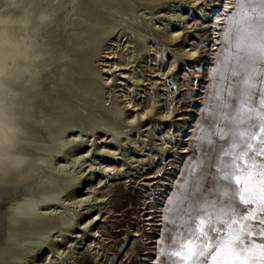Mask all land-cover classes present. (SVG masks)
I'll return each mask as SVG.
<instances>
[{
	"label": "bare ground",
	"instance_id": "6f19581e",
	"mask_svg": "<svg viewBox=\"0 0 264 264\" xmlns=\"http://www.w3.org/2000/svg\"><path fill=\"white\" fill-rule=\"evenodd\" d=\"M79 1L35 0L37 11L46 8L55 15V19L40 27L36 35L38 51L45 57L40 65L41 72L54 54L49 49V45L40 42V39H44L48 29L56 28L59 21L65 22L70 15L77 12L80 8ZM99 1L103 18H99L96 25L89 27L88 24L91 22L89 15H80L74 19L77 29L73 45L83 46L82 62L76 68H73L72 63L63 65L61 83L53 82L48 90L42 89L43 82L40 76L28 94L27 103L30 112L25 128L33 146L22 150L32 158L36 166L47 165L50 175L45 177L37 188L27 191L22 202L7 211L8 223L5 231L9 242L4 248L0 247V264H51L55 256L56 261L62 264L65 250L71 242L69 239L81 238L80 234L85 230L90 233V239L86 244L89 256H93L96 264H104L111 255L107 253L109 252L107 247L112 242L105 239L104 229L111 222V218L119 217V214L112 210L109 198L92 194L89 189L81 192L84 186L81 182L85 173L83 168L91 162L87 158L93 153L92 146L96 132L103 129L102 135L98 136L100 145L97 148L102 157L91 162L89 167L103 174L111 172L122 174L126 164L117 163L115 160H121L120 155L123 150L124 159L130 156L129 149L137 148L140 152L144 151L139 133L131 132V128H137L144 122H147L144 125L145 132L153 129L152 125H155L158 130L154 132L158 137L156 141L161 142L160 145L165 152L174 154L172 157L175 159V162L171 161L173 164L169 163L170 168L165 178L159 179L160 175L157 176L161 172L159 170L157 174L143 180L145 188L151 187L154 192H159L157 193L159 203L148 202L155 205L149 208L146 215L148 219L145 226L150 227L148 235L146 232L135 231L133 237L137 238V243L141 237L147 240L146 245L149 248L144 254L145 260L142 261L148 264L156 263L155 259L159 255L158 237L163 236L162 228L165 226V209L176 189V180L191 155V140L197 126L194 118L201 116L200 108L205 105L207 83L211 82L209 70L211 65L216 63L217 53L222 45L220 38L225 25L224 13L232 11V4L222 0L219 4L220 8L215 13L209 14L205 28L207 45L200 58L197 57L196 50L191 48L193 42L189 37L183 38V45L173 46L177 48L172 49V53L175 54L180 50L182 56L188 59L179 67L174 56L168 53H165L164 57L161 55L164 48H169L167 43L176 42L182 34L180 29L171 26L172 21L163 26L164 28L157 27L158 21H155L157 18H152L145 24L134 23L133 15L136 12L134 5L137 8L141 6L139 4H145L148 9L154 10L162 6L160 0ZM201 1L203 0H193L191 4L199 6L202 5ZM175 8L177 9L176 6ZM177 12L179 11L173 10L169 18L174 20L184 17L183 13L177 15ZM42 19L48 20V16L45 15ZM190 23L185 21L184 25ZM123 30L126 34L121 33ZM89 33L90 37L87 36ZM62 58L63 54L58 56V59ZM140 59L149 70L157 74L149 80L150 83L146 84L148 80L132 77L130 73L132 69L135 70L134 65ZM162 60L167 64L166 72L162 69ZM193 68L197 70L193 71ZM69 69L82 80L74 76L70 81ZM189 72H194L195 78L202 80V86L199 87L196 99L193 101L191 116L183 114V111L176 116L178 119H175V124L178 123L179 128L177 138L169 142L166 136L168 137L173 130L169 122L179 110L183 109L176 107L178 103L173 105L177 99L171 100L174 96L170 92L169 79L180 76L175 81L176 89H181L184 93L190 89L185 85L186 82L181 83V81L188 80ZM134 79L137 83L142 82L146 86H151L150 96L157 93L158 99L151 98L144 105L135 102L134 95L132 96ZM155 88L158 89L157 92ZM112 90L116 96L113 103H110L112 107H107L104 104L106 101L104 95L109 99ZM55 92L59 96L53 98ZM143 98L146 99L147 95ZM40 122L43 123L46 132L36 126ZM112 131L116 132L120 143H111L116 140L108 135ZM111 138L112 140L109 141ZM51 143L56 144L55 152L52 151ZM169 143L172 146L164 147ZM130 158L136 159V156L132 155ZM30 167L31 164L20 172L0 176V182L22 184ZM97 175L94 172L90 179H94ZM100 178L99 186L103 183V178ZM63 196L68 200H64ZM65 201L69 203L66 204ZM87 203L91 205L81 209ZM60 205H63L64 211L57 209ZM94 205L99 206L96 212L92 210ZM77 226L79 229L76 230ZM81 263L85 264L84 259Z\"/></svg>",
	"mask_w": 264,
	"mask_h": 264
},
{
	"label": "snow or ice",
	"instance_id": "6c2138e0",
	"mask_svg": "<svg viewBox=\"0 0 264 264\" xmlns=\"http://www.w3.org/2000/svg\"><path fill=\"white\" fill-rule=\"evenodd\" d=\"M227 2L212 92L177 186L188 219L162 241L159 264H264V0Z\"/></svg>",
	"mask_w": 264,
	"mask_h": 264
},
{
	"label": "rangeland",
	"instance_id": "374dc122",
	"mask_svg": "<svg viewBox=\"0 0 264 264\" xmlns=\"http://www.w3.org/2000/svg\"><path fill=\"white\" fill-rule=\"evenodd\" d=\"M162 2V6L158 9H148L147 5L145 4H139L141 6L135 7V13L133 15L134 23L138 24H145L149 23V20L152 18H157L155 21H158V26L160 28H164L167 23L172 21L171 26L180 29L182 32L180 39L177 40L174 43H167L169 45V48H164L162 50L161 55L164 57L165 53L170 54L171 56H174L177 65L181 67V65H184L186 63L187 57L182 56V53L179 51L177 53H172V49L175 50L176 48L173 47L174 45H183V38L189 37L192 39L193 44L191 45V48H194L196 50L197 57H201L203 51L206 49V23L209 21V14L215 13L217 9L220 8L219 4L222 2V0H203L200 2V4L197 6V4H191L193 0H160ZM101 2L99 0H80L79 5L80 8L77 10V12L70 15L65 22L59 21L57 24L58 26L56 28H50L45 32L44 35V41L40 39V42H45L49 45V49L53 52V58L48 62L47 66L42 70V89L48 90L53 82L58 83L61 78V72L63 70V65L65 64H73V68H76L78 64L82 62V48L83 46H78L77 44L73 45L76 40V24H74L75 17H78L80 15H89L91 22L88 24L89 27H93L97 24L99 18L102 19L101 11L102 8L100 6ZM177 7V9L175 8ZM160 10V11H159ZM173 10H178L177 15L183 13L184 17L175 18L174 20H171L169 18L171 12ZM159 11V12H156ZM184 11V12H183ZM156 12V14H154ZM159 13V14H158ZM153 14V15H152ZM166 14V15H165ZM108 19V18H106ZM188 21L191 22L187 26L184 25V22ZM160 25V26H159ZM121 33L126 34V31H121ZM87 36H91L90 33L87 34ZM194 40V41H193ZM125 41V39L123 40ZM221 43L223 42V33L222 37L220 38ZM138 41L136 40V44ZM223 47V43L220 46V49ZM84 49V48H83ZM63 54L62 59H58V56ZM174 61V60H173ZM216 63L211 65V69L209 70V76L211 79L210 83H207L208 88L207 93L205 94V105L201 106V116L197 117L195 116L196 121V128L194 129V135L192 136L191 140V155L189 159L187 160V163L183 166V171L181 174H179V177L177 178V184L176 189L173 191V195L170 196V200L168 201L167 207H166V213L164 215V224L165 226L162 228L163 236L158 237L159 244L158 246V256L156 257L155 264H159V261L161 260L160 252L162 248V241H164L170 234L173 229L176 231H180L179 225L183 224L187 219L189 213L186 209V204L184 199L178 195V185L184 183L183 178L187 175L186 169L189 166L190 159L193 157V145L195 137L198 134V128L201 125L203 119H204V110L208 106L209 103V96L212 92V84H213V73L217 67V57H216ZM162 69L167 71V64L162 60ZM135 70H131L132 77H138V78H144L145 80H148L146 82L150 83V79L157 74L153 73L154 71L149 70L147 66L143 63V61L140 59L138 63L135 65ZM180 69V68H179ZM197 68H193V71H196ZM165 71V72H166ZM178 72V69L176 70ZM68 72L73 75L69 76L68 79L70 81L73 80V77L82 80V78L78 77V75L74 74L73 70L69 69ZM118 75V74H117ZM188 80L187 81H181V83L186 82L185 85L190 89L189 91L182 92L181 89H176V79H178L180 76L170 78L169 79V88L171 94L174 96L171 98V100L177 99L174 101L175 105L177 104V108H182L179 110V113L177 112L175 116L171 119L169 122V125L171 124L173 126V130L170 133V135L166 138L169 140V142H172V139L177 138L178 134V123L175 124V119L177 120V115H180L181 111H183V114H188L191 116L192 113L190 111L191 108L194 106V99L197 95V91L200 86H202L201 82L202 80L195 78L194 72L187 73ZM160 78V77H158ZM154 80V79H153ZM61 81L59 82V84ZM76 83V82H75ZM133 83V89L134 92L132 93V96L134 95L135 102L141 103L144 105V103L151 98H155V100L158 99L157 93H154L152 97L151 94V86H146L144 83L140 82L137 83L134 79L132 81ZM172 86V87H171ZM146 87V90H145ZM144 89V90H143ZM108 90V89H107ZM156 92L158 91L157 88H155ZM107 92V91H105ZM112 94L109 99L108 96L104 95L106 98L105 105L107 107H112L110 103H113L114 98L116 94L114 91H111ZM147 95V98L144 99ZM59 94L56 92L52 95L53 98L58 97ZM141 101V102H140ZM191 102V103H190ZM58 106V105H56ZM255 107L257 108V111L259 110V103L257 101ZM186 111H189V113H185ZM255 115V114H254ZM153 118V116H151ZM123 121V118L121 119V122ZM125 123V122H124ZM123 123V124H124ZM147 122L141 123L139 127L137 128H131V132H138L140 136V142L144 145V151L140 152L137 148L135 150L129 149L127 158H123L122 155H124L125 151L123 150L122 155H120L121 160H115L117 163H125V170L122 172V174L118 175L117 173H105L103 174L99 170L95 171L92 170L89 165L91 162H94L96 159H99L98 157H102L101 154L97 151V148L99 147V140L98 138L100 135H102L101 132H104L103 129H100L96 132V135L94 137V145L92 146L93 153L87 158V160H90L91 162L87 163L83 170H85V173L83 174V177L81 179V182L84 183V186L82 187L81 192H85L89 189V191L92 194H96L100 197L105 196L109 198L110 206H112V210L116 211L117 214H119V217H113L111 218V222L106 225V229H104V237L105 239H108L111 243L107 247L109 249V254L106 262L104 264H148L145 260L144 254L148 251L149 246L146 245L147 240L145 237H141L136 242L137 238H134V232L135 231H141V233L146 232V234L149 232L150 227H146L147 224L146 220L148 217L146 216L149 208L155 206V204L159 203V200H157L159 192H154V189L151 187H144V181L146 178H149L150 176H153L154 174H157L160 170L161 172L157 174L159 176V179L165 178V174L168 173V169L170 168L169 163L175 159L174 154H169L165 152L161 147V142L156 141L158 140V137L154 135L156 130L155 125H152L151 130H148L145 132L146 127L144 125ZM258 123V121H256ZM43 131L45 130L43 123L40 122L36 125ZM119 128V126H116ZM246 125L241 126V130L246 129ZM257 132V138H259L260 132L259 129H255ZM161 132V130L159 131ZM176 133V135H175ZM108 135H111L116 140L114 142H111L112 144H118L120 143L119 138L117 137L116 132L112 131L109 132ZM201 135H205L204 133H201ZM99 136V137H98ZM239 139V138H238ZM112 138L109 140L111 141ZM155 142V143H154ZM159 142V143H158ZM217 144H224L226 147L230 146L231 141H219L217 139ZM52 151L55 152L56 144L51 143ZM172 144H167L164 147H170ZM133 151V152H131ZM220 148H217L216 155L219 154ZM151 153V154H150ZM94 154V155H93ZM132 155L136 156V159L130 158ZM95 158H92V157ZM144 158V160L142 159ZM225 163L230 162V157H224ZM120 161V162H119ZM138 161V162H136ZM135 162L136 164L130 165L129 163ZM194 162V161H193ZM96 164V163H94ZM173 164V162H171ZM226 170H229L226 168ZM73 171V170H72ZM79 171V170H78ZM87 172V173H86ZM98 174L100 177L103 178V183L99 186V181L101 178H98V175L95 176L94 179H90L91 175L93 173ZM151 173V174H150ZM50 175V169L46 166H36V163L33 161L31 163L30 170L28 171L26 175V179L24 183L22 184H5L0 182V247L4 248L8 242V234L5 231V226L8 223L7 221V211L9 209H12L15 205L22 202L25 198V195L27 194V191L30 189L37 188L38 184L42 182V180ZM90 179V180H89ZM99 180V181H98ZM132 180V182H130ZM159 181V180H157ZM156 181V182H157ZM221 186L226 184V182H220ZM255 186L257 187V190L259 188L258 181L256 182ZM189 187L191 188L192 185L190 184ZM207 188L214 187V184L212 182H207L206 184ZM234 187H238V185H234ZM85 188V189H84ZM87 189V190H86ZM15 191H17L15 195ZM146 191V192H144ZM64 197V196H63ZM219 198V197H215ZM64 200H68V198L64 197ZM148 202H154L152 204H148ZM171 202V203H170ZM65 203H69L68 201H65ZM91 204L87 203L84 204L81 209H85L87 206H90ZM74 207V206H72ZM253 209H255V205L252 206ZM93 212L98 211L99 206L94 205ZM241 208L243 206L241 205ZM58 210L64 211L63 205L58 206ZM90 209V208H89ZM115 216V215H114ZM75 225V223H73ZM75 229H79V227H75ZM16 234V232H14ZM54 235V234H53ZM82 237L77 239H69L71 242L67 246L68 248L65 250V253L63 255L62 264H82V260L84 259L85 264H96L93 260V256H89L90 254L87 252V241L90 239V233L88 231H84L82 234H80ZM148 235V234H147ZM56 236V235H55ZM154 237V235H151ZM127 254V256H126ZM56 256L54 257L51 264H59V261H56ZM90 258L92 260H90Z\"/></svg>",
	"mask_w": 264,
	"mask_h": 264
},
{
	"label": "clouds",
	"instance_id": "9594fccd",
	"mask_svg": "<svg viewBox=\"0 0 264 264\" xmlns=\"http://www.w3.org/2000/svg\"><path fill=\"white\" fill-rule=\"evenodd\" d=\"M45 15L48 20L42 19ZM54 19L46 8L37 11L35 0H0V176L20 172L32 163L22 149L33 146L25 128L30 112L27 97L45 59L36 35Z\"/></svg>",
	"mask_w": 264,
	"mask_h": 264
}]
</instances>
